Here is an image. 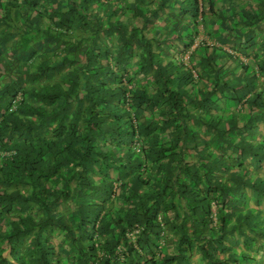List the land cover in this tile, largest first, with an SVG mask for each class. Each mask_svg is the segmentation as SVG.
Segmentation results:
<instances>
[{
	"label": "trees",
	"instance_id": "1",
	"mask_svg": "<svg viewBox=\"0 0 264 264\" xmlns=\"http://www.w3.org/2000/svg\"><path fill=\"white\" fill-rule=\"evenodd\" d=\"M0 149V264L264 257V0H0Z\"/></svg>",
	"mask_w": 264,
	"mask_h": 264
},
{
	"label": "rangeland",
	"instance_id": "2",
	"mask_svg": "<svg viewBox=\"0 0 264 264\" xmlns=\"http://www.w3.org/2000/svg\"><path fill=\"white\" fill-rule=\"evenodd\" d=\"M244 248H246V247H244ZM251 249V248H250ZM250 249H246L245 251L247 252V251H249ZM256 250H257V248H256ZM255 255H257L256 256V261H252L251 262V264H264V257H262V258H259L260 257V255L259 254H255ZM243 262V261H242ZM244 264H250L248 261L246 262V263H244Z\"/></svg>",
	"mask_w": 264,
	"mask_h": 264
},
{
	"label": "built area",
	"instance_id": "3",
	"mask_svg": "<svg viewBox=\"0 0 264 264\" xmlns=\"http://www.w3.org/2000/svg\"><path fill=\"white\" fill-rule=\"evenodd\" d=\"M10 153H4L0 149V160L4 159L5 156H10ZM136 233H138V230H135L132 234L129 235V237H133Z\"/></svg>",
	"mask_w": 264,
	"mask_h": 264
}]
</instances>
